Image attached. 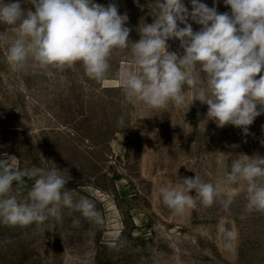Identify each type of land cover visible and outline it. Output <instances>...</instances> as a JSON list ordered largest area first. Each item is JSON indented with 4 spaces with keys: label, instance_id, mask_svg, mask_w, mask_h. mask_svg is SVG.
<instances>
[{
    "label": "rangeland",
    "instance_id": "374dc122",
    "mask_svg": "<svg viewBox=\"0 0 264 264\" xmlns=\"http://www.w3.org/2000/svg\"><path fill=\"white\" fill-rule=\"evenodd\" d=\"M93 2L113 3L127 14L132 42L140 39L139 26L152 23L156 14L151 0ZM200 2L214 6V0ZM21 3L25 10L33 7L28 0ZM183 3L192 10L191 0ZM215 6L218 13H230L224 0H215ZM188 23L193 31L201 28ZM12 27L0 23V33L11 38ZM167 43L169 52L183 55L179 40ZM6 54L0 45V159L8 157L18 170L57 167L68 175L65 188L75 191L74 199L96 202L104 224L67 207L60 221L43 226L0 224V264H264V213L245 211L243 191L228 211L219 202L211 207L197 202L182 215L159 195L160 187L195 174L205 182L220 181L240 154L264 157V114L245 135L233 125L205 122L207 105L199 101L162 110L131 105L118 78L129 64V50L113 52L101 81L88 78L79 63L60 71L30 60L14 70ZM33 184L25 177L17 193L14 182L13 194L23 199ZM220 224L237 233L231 250L223 246ZM113 241L123 245L111 248Z\"/></svg>",
    "mask_w": 264,
    "mask_h": 264
},
{
    "label": "clouds",
    "instance_id": "9594fccd",
    "mask_svg": "<svg viewBox=\"0 0 264 264\" xmlns=\"http://www.w3.org/2000/svg\"><path fill=\"white\" fill-rule=\"evenodd\" d=\"M28 2L33 7L25 10L21 0H0V23L13 26L14 34L10 38L0 33V45L7 47L6 60L14 70H23L30 60L60 71L79 63L88 78L101 81L113 52L129 50V64L118 78L131 105L162 110L199 101L207 105L205 122L220 128L233 125L245 135L264 114V0H224L230 13H218L215 0L213 7L191 0V11L183 0H151L156 14L152 23L139 26L137 42L129 39L127 14H119L113 3ZM189 19L201 26L199 31H193ZM173 38L179 40L183 55L168 51L167 41ZM118 123L124 125L123 116ZM66 176L57 167L18 170L8 157L0 159V224L43 226L50 219L60 221L67 207L103 225L96 202L86 196L74 199L75 191L65 188ZM25 177L34 184L18 199L13 184L21 192ZM241 191L247 213H264V157L259 154L235 157L218 182H205L195 174L180 178L175 186L160 187L159 195L166 207L182 215L197 202L205 207L219 202L228 211ZM218 233L224 248L231 250L237 233L225 224L218 226ZM118 245L123 242L113 241L109 247L118 250Z\"/></svg>",
    "mask_w": 264,
    "mask_h": 264
}]
</instances>
